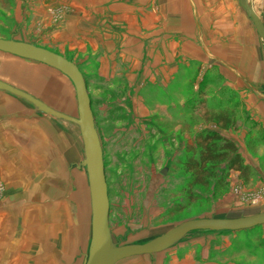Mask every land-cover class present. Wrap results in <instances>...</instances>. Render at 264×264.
I'll return each instance as SVG.
<instances>
[{"label":"rangeland","instance_id":"obj_1","mask_svg":"<svg viewBox=\"0 0 264 264\" xmlns=\"http://www.w3.org/2000/svg\"><path fill=\"white\" fill-rule=\"evenodd\" d=\"M106 1L88 7L85 0H0V37L57 52L82 72L102 148L114 244L148 241L188 219L264 211L260 95L255 84L243 93L240 82L226 76L227 65L246 63L182 61L180 47L151 45L144 29L129 28L144 18L126 7L135 0ZM250 1L260 11L259 0ZM119 9L128 12L121 16ZM0 80L78 116L72 82L51 67L0 52ZM29 105L42 127L46 119L57 127L58 143L70 140L72 184L66 189L49 166L23 165L27 158L20 155L39 143L0 141V264H83L91 209L79 127ZM222 109L233 111L235 124L217 127L232 138L252 174L247 180L231 170L223 186L215 189V179L207 188L196 186L200 198L187 202L180 189L185 143L198 132L216 131ZM115 264H264V225L230 233L193 231L160 253Z\"/></svg>","mask_w":264,"mask_h":264},{"label":"crops","instance_id":"obj_2","mask_svg":"<svg viewBox=\"0 0 264 264\" xmlns=\"http://www.w3.org/2000/svg\"><path fill=\"white\" fill-rule=\"evenodd\" d=\"M85 3L88 7H94L102 5L104 0H85ZM106 4L114 5V2ZM258 4L260 11L257 12L254 6L253 9L264 26V0H259ZM126 7L130 12L137 9L144 15L139 26L129 28L144 29L151 45L180 47L178 53H181L182 61L246 63L237 69L227 65L230 73L226 76L237 79L243 93L250 94L251 84H255L252 89L258 91V104L264 111L263 45L250 16L239 5L238 0H135L133 5ZM119 11L121 16L123 12H128L121 9ZM109 14L111 16L112 13ZM115 15L116 13L113 17ZM189 47L192 49L186 58ZM251 75L254 77L252 81ZM19 99L22 98L0 91V141L9 138L11 142L28 140L30 144L34 141L39 143L40 147L31 145L24 155H20L27 158L22 161L23 165L27 168L49 166L53 178H58L59 175L67 189L73 178V150L70 140L66 137L58 143L57 127H52L47 119L42 127L44 122L35 116L30 103ZM246 106L249 110L248 104ZM217 126L216 124V132L232 139ZM42 157L49 158V161L42 162ZM57 187L59 186H55Z\"/></svg>","mask_w":264,"mask_h":264},{"label":"water","instance_id":"obj_3","mask_svg":"<svg viewBox=\"0 0 264 264\" xmlns=\"http://www.w3.org/2000/svg\"><path fill=\"white\" fill-rule=\"evenodd\" d=\"M250 16L264 50V26L250 0H238ZM0 52L51 67L72 82L78 116L56 110L29 92L0 80V90L22 98L39 111L78 125L83 143V166L87 173L91 225L87 256L83 264H115L134 256L160 253L193 231L237 232L264 225V211L233 218L201 217L184 220L162 234L142 243L114 244L109 229V200L102 148L95 128L91 100L78 65L63 55L33 43L0 37ZM164 173V171H163Z\"/></svg>","mask_w":264,"mask_h":264},{"label":"trees","instance_id":"obj_4","mask_svg":"<svg viewBox=\"0 0 264 264\" xmlns=\"http://www.w3.org/2000/svg\"><path fill=\"white\" fill-rule=\"evenodd\" d=\"M228 112L231 116H228ZM232 115V110L222 109L214 122L221 128H229L235 124ZM184 151L180 168L186 180L180 189L185 193L187 202L200 198L196 186L207 188L211 185L212 179H215V189L220 185L223 186L231 170L238 171L240 176L247 180L252 174L250 166L244 163L236 144L216 131L198 132L193 139L186 141ZM182 206L184 205L179 208Z\"/></svg>","mask_w":264,"mask_h":264}]
</instances>
